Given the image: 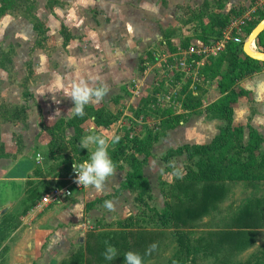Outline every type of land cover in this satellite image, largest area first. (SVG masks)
Listing matches in <instances>:
<instances>
[{"label":"crops","instance_id":"1","mask_svg":"<svg viewBox=\"0 0 264 264\" xmlns=\"http://www.w3.org/2000/svg\"><path fill=\"white\" fill-rule=\"evenodd\" d=\"M31 1L35 3L33 14L43 21L48 33L47 44L37 43L38 32L23 15L0 17V27L2 21L23 25L32 39L36 37L31 46L16 44V53L10 56L9 63H0V218L8 212L9 222H17L11 230L7 227L9 222L0 223V264H85V243L91 233L87 229L96 227L94 231H103L104 228L96 225L100 217L105 215L103 221L109 223L136 210L134 195L127 189L105 198L119 188L129 166L115 168L101 192L94 188H74L64 200L38 207L36 204L44 193L69 182L68 164L77 155L72 147L71 154L56 156L59 136H63L64 145H71L74 127L56 125L73 117L68 114L73 101L60 92L56 96L60 102L56 103L52 94L40 95L39 90H47L57 78L68 83L79 72L81 78L96 77L95 83L109 88L103 100L88 106L115 113L121 104L114 101L122 99L136 109L143 87L136 95H126L127 100L117 94L129 81L143 84V80H149L147 70L140 72L142 58H138L135 49L158 38L161 23L169 25L190 0H53L50 7L49 0ZM199 1L202 5L204 0ZM245 1L228 0L224 8L228 11ZM53 34L60 35V44L50 43ZM193 39L196 42L190 40V43H201ZM159 42L165 44L162 39ZM173 47L177 50L182 46L177 42ZM3 49L0 47V53L8 52ZM239 86L249 94L234 103L232 125L244 127V138L248 137V126L264 138V73L244 78ZM125 115L130 114H121L108 126L97 125L93 117H87L79 125L83 132L79 141L93 130L96 134L116 136L123 126H129L123 121ZM222 124L221 120L201 115L181 120L162 137L149 135L152 149L132 155L140 162V172L151 189V199L162 202L160 184L173 183V174L165 170L161 154L184 144H208ZM105 201H112L114 210L106 209ZM15 204L22 206L18 215L13 210Z\"/></svg>","mask_w":264,"mask_h":264},{"label":"rangeland","instance_id":"2","mask_svg":"<svg viewBox=\"0 0 264 264\" xmlns=\"http://www.w3.org/2000/svg\"><path fill=\"white\" fill-rule=\"evenodd\" d=\"M51 1L53 0H49L48 3ZM200 3L201 1L199 0H190L188 5H183L181 7L179 15H177L173 21H169V25L161 23L160 27L162 30H160L158 38L149 42H144V45L135 49L138 58H142L140 72H143L144 69L147 70L146 75L149 80H143V84H141V82L132 84L131 81H129L124 87H122V89L120 88V91L117 94H119V98H125V100H127L126 95H136L138 92H141L143 87L141 101L136 108H142L145 104H148V114L145 115V117L143 116L144 118L142 116L136 118L133 112L134 108H132L131 105L124 103L126 101L122 99H115L114 101L115 104H117L118 101L121 104L117 109L118 111L116 110V112L114 111L115 113H113L110 110H107L105 112L117 115L118 117H120L121 114L123 115V113L130 114L129 116L125 115L123 117V121L129 123L128 125H132V121L134 122L132 125L134 126V129L131 131L129 138H131L133 134L139 135L143 132H149L148 134L151 135V138L155 136L162 137L167 130V124H163L162 122L166 120L170 121V125H168L170 126L169 129L176 127L181 120H186L187 118H199L201 115L206 119L220 120L219 118H215L214 112L206 111L213 102L218 101L221 97L218 87L219 76H216L215 78L200 77V82L197 84L198 87L195 88V97L188 102L191 108L187 110L182 107V103L186 98L183 95L185 93H181L186 81L182 80L180 75L179 78H177L176 74L170 75L172 81L169 80L168 76H166V71H161L158 66V58L156 59L153 55L157 51H160V55L176 52V50L174 51L172 48L177 42L179 44L188 40L189 43L191 41L196 42L193 37L195 38V34L200 33L202 29L199 26L200 20L198 19V14L201 8ZM232 8L235 11L232 13L233 16L239 12L237 16L243 14V17H246L247 19H245L243 24V34L235 36V38L230 41L240 42L242 40L243 42L247 37V35L245 36V28L247 27V24L259 20L260 15L264 12V0H247L245 3H237ZM224 10L225 8L222 10L224 13L229 11ZM205 20H203V23L206 22ZM19 30H22V32ZM166 32L167 34H165ZM35 38L32 39V36L29 35L27 29H24L23 25H12L7 21H2L0 27V47H3V50H7L8 52L0 53V63H9L10 56H13L16 53V44L19 43V46L20 44L26 46L29 44V46H31L34 43ZM60 38V35L53 34L49 41L51 44L57 42L60 44ZM47 39L48 33H44L38 38L37 43L39 45L44 43L47 44ZM160 39H162L165 44L159 42ZM161 47H164L163 51H161ZM165 50L167 51L165 52ZM225 70L226 63L222 65L220 72H224ZM256 73H264V67ZM242 80L238 81L237 84L239 85ZM165 95H170V101L166 102V98L163 97L162 101L158 103L157 98ZM121 107H123L124 110H121ZM166 108L169 110L165 111ZM184 110H186V112ZM130 116H133V118L131 119ZM58 139L60 141L57 142L56 156L63 157L67 154H71L72 146L64 145V142H61L63 136H59ZM243 140L246 142L247 138H243ZM130 144L129 141L125 143V151L118 160L120 168L125 165L127 166L128 163L134 161L132 154L135 153L140 155V152H149L152 149L151 143H149L147 138L145 143L142 146H139L140 149L138 151L135 148L132 149ZM162 154L164 155L165 152ZM82 155L83 154L75 155V161L81 159ZM127 157L132 160H128ZM68 161L69 159L66 158V163ZM169 164L171 167L178 168L181 174H183L185 170L184 167L187 164V158L185 155H176L171 158ZM166 167L167 165L165 164V168ZM127 171H129V167ZM162 185L163 184L161 183L160 189L163 193L162 202L161 200L158 201L156 199H151V197L146 199L145 203L133 201L136 210L131 214L123 219L115 217L116 219H112L113 221L110 220L111 222L109 223L103 221L105 219L104 215L96 222V225L99 224L104 230L96 232L94 230L97 228L93 227L87 229L88 232L101 234L102 232L120 233L123 232L121 230H129L132 233V235L130 234V236H128L129 241H133L132 243L136 242L135 252L141 254L144 264H170V262L174 260L178 261L177 264H244L247 261L255 260H260L262 262L261 264H264V217L261 216L264 212V180L232 183L225 197L218 202L215 207L205 212L199 220L189 223L187 227L182 225L176 227L173 226L169 220V213L166 209V203L168 202V204H170L173 201L172 193H174V196L175 194L180 196L181 193L177 190L169 191L166 186ZM147 186L149 187L148 184ZM131 193L134 195L133 192ZM21 207L20 204H15L13 206V210L17 212V215L21 213L19 212ZM242 209L243 213L245 210L248 212H257V216L260 215L261 220L258 219L254 226L243 225L242 228L235 227V218L240 215L239 213ZM155 211L160 213L165 211L168 216L167 220L155 216ZM254 216H256V214H254ZM125 220H128V227L125 229L119 228V222ZM235 228L241 229L242 231L240 232L242 233L235 235L233 239L227 237L222 238L220 236L223 232H227L228 230H236ZM176 231L183 233V238L189 245L188 252H185L180 248ZM211 232L213 235H210ZM141 235L142 238H140ZM220 238H222V240H219ZM243 240L246 242L249 241L247 247L241 245L243 244ZM153 243L157 245V248L150 254H146L149 246ZM114 247L119 253V256L114 261L109 262L101 260L93 264L123 263L122 256L125 253L124 249L120 248L118 242Z\"/></svg>","mask_w":264,"mask_h":264},{"label":"trees","instance_id":"3","mask_svg":"<svg viewBox=\"0 0 264 264\" xmlns=\"http://www.w3.org/2000/svg\"><path fill=\"white\" fill-rule=\"evenodd\" d=\"M228 0H204L198 19L200 20V27L202 28L200 33L195 34V38L202 43H209L211 41L220 38L223 29L228 24L229 20L237 16L232 15L234 9L231 8L228 12H222L225 4ZM54 1L49 2L48 6L52 5ZM35 8L34 1L31 0H0V17L4 14L11 15H23L32 24L33 28L38 32L39 37L45 33L44 23L39 21L33 14ZM22 10V12H21ZM264 17V12L260 15L259 20ZM206 19V20H205ZM203 20L206 22L203 23ZM255 20L249 22L245 28V36L252 30V28L259 22ZM243 34V32H242ZM65 41L68 40V36L65 35ZM242 40L240 42L230 41L226 44L225 49L216 57H211L207 60L205 65L200 70V77H212L219 76V93L221 97L218 101L213 102L208 108L207 112H214L215 118H219L223 124L219 127V133L208 144H184L176 149H169L164 155L161 156V160L167 165L166 171L173 173V183L166 184L162 182V186H166L169 191L177 190L181 195L172 193V203H166V209L169 213V220L173 226H185L189 223L199 220L200 217L211 208L215 207L229 191L232 183L240 181H263L264 180V138L255 129L248 126V137L244 142V128L242 126L232 125L233 105L239 97L248 96L249 92L241 88L237 82L252 76L262 67L264 62L258 61L248 57L242 51ZM189 44V40L182 43V47H186ZM255 46L258 50L264 51V31L255 39ZM175 50V47L172 48ZM226 63V70L220 72L222 65ZM179 78V75H176ZM190 81H186L181 93L186 98L182 103V107L190 109L189 101L195 97L192 90L189 89ZM196 87H198L196 85ZM168 91V90H167ZM25 95H28L25 92ZM196 105V104H195ZM147 107V108H146ZM148 104L145 106L134 109V116L139 118L148 114ZM169 109L166 108L165 111ZM85 115L83 117L73 116L67 121L61 120L57 123V127L61 125L73 126L74 135L70 141L74 152L76 154H83L81 159H78L77 164L83 160L88 159L89 153L80 148L79 137L83 134L79 127L87 117H93L97 125L108 126L115 119L117 115L105 113L101 108L94 109L92 106H85ZM253 111H251L252 113ZM143 117V118H144ZM170 121H163V124H167V130L170 128ZM132 125L134 122L132 121ZM123 126L116 136H119L118 142L110 144L108 149L109 155L115 164V168H120L118 160L125 151V143L129 141L132 149L137 151L140 149L146 138L149 139V132H143L142 134H133L131 138L129 135L134 129V126ZM147 135V136H146ZM164 135V134H163ZM144 136V137H143ZM150 143V142H149ZM185 155L187 158V164L184 167V173L181 174L182 178H178L175 175V171L179 170L176 167H171L169 162L173 156ZM128 159V157H127ZM132 160V159H128ZM68 164L70 166V173L73 171V163ZM129 171L126 173L124 180L121 182L118 189L113 193L107 195L105 198H111L118 195L120 190H129L134 193V200L136 202H144L151 197L150 189L147 186L140 172V162L131 161L128 163ZM180 171V170H179ZM32 203V202H31ZM89 205H92L89 204ZM89 207V206H88ZM155 216L167 220L168 216L165 211L162 213L155 211ZM239 216L235 218V227L254 226L255 223L261 220V216L264 217V212L261 216H257V212H248L243 209L239 213ZM256 214V216H254ZM254 216V217H253ZM10 214L4 213L0 218V223L9 222ZM244 223V224H243ZM128 220L120 221L119 228L125 229L128 227ZM17 226V222L10 221L7 224L9 230L14 229ZM228 230L220 235L222 238L233 239V237L239 233H242L241 229ZM123 232L113 233L105 232L102 234L90 233L87 236L85 243L84 263L93 264L104 260L102 253L105 250V242L102 239L108 241L109 244L115 245L119 243L120 248H123L125 252L131 250L134 251L136 242L131 243L129 241V230H121ZM177 240L179 241L180 248L188 252L189 245L183 238V233L176 231ZM244 233V232H243ZM216 234V233H215ZM210 235H213L211 232ZM142 238V235L140 236ZM220 238L219 240H222ZM249 241L243 240V247H247ZM122 261L124 258L122 256ZM178 261H171L170 264H177ZM260 260L247 261L244 264H261ZM123 264V263H121Z\"/></svg>","mask_w":264,"mask_h":264},{"label":"clouds","instance_id":"4","mask_svg":"<svg viewBox=\"0 0 264 264\" xmlns=\"http://www.w3.org/2000/svg\"><path fill=\"white\" fill-rule=\"evenodd\" d=\"M97 79L91 76L88 79L81 78L79 72H77L76 77L68 83H65L61 78H57L47 90L42 88L39 92L40 95L52 94V99L56 103L60 102V99L56 98L57 94L62 92L64 98H71L73 101L74 106L68 110V114L83 117L85 115V106L92 102H100L109 91L106 84L95 83ZM90 80L93 82L90 83ZM58 114H60L59 109L56 110V115ZM119 139V136L96 134L94 130L81 138L80 148L87 149L89 156L88 159L78 164L76 162L73 163V170L76 173L75 181L79 186L86 189L94 188L98 192L105 189L106 182L114 175L116 170L108 149L110 144L118 142ZM175 175L178 178H182L179 170L175 171ZM104 207L109 211L114 210L112 201H105ZM156 248L157 245L153 243L149 246L146 254H150ZM102 255L106 261L111 262L119 256V253L113 245L105 241V250ZM123 258V264H144L141 254L135 251L129 250L125 252Z\"/></svg>","mask_w":264,"mask_h":264},{"label":"built area","instance_id":"5","mask_svg":"<svg viewBox=\"0 0 264 264\" xmlns=\"http://www.w3.org/2000/svg\"><path fill=\"white\" fill-rule=\"evenodd\" d=\"M245 19L247 18L243 17L242 14L229 20L220 38L217 40L209 43H189L186 47H179L174 53L155 54V58H158V66L161 71H166V76H168L169 80H171L170 75L172 74L180 75L182 80H189V89L195 94L196 85L200 82L201 68L209 58L216 57L223 52L226 44L230 40L242 34ZM163 97L166 98V102L170 101V95H165L158 97L157 102L160 103ZM75 177L76 173L73 170L69 178V183L64 186L51 188L41 196L40 201L36 205L39 207L53 202L58 203L71 196L73 188H82V186L76 183Z\"/></svg>","mask_w":264,"mask_h":264},{"label":"water","instance_id":"6","mask_svg":"<svg viewBox=\"0 0 264 264\" xmlns=\"http://www.w3.org/2000/svg\"><path fill=\"white\" fill-rule=\"evenodd\" d=\"M264 31V18H262L248 33L246 39L242 43V51L248 57L264 62V51H260L255 47V39Z\"/></svg>","mask_w":264,"mask_h":264}]
</instances>
